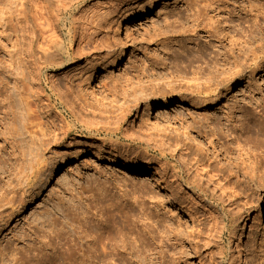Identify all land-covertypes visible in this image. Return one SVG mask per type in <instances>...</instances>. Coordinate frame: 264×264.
I'll return each mask as SVG.
<instances>
[{
  "label": "rangeland",
  "instance_id": "374dc122",
  "mask_svg": "<svg viewBox=\"0 0 264 264\" xmlns=\"http://www.w3.org/2000/svg\"><path fill=\"white\" fill-rule=\"evenodd\" d=\"M20 2L0 0L3 9L0 21L1 17L6 18L4 35L0 32V54L10 65L4 75L9 86L0 100L9 96L19 104L21 97L26 104L33 102L35 90L22 86L23 78L28 75L20 63L22 40L12 29L15 21L8 23L10 17H15ZM148 5V15L122 28L121 22L126 17H135ZM199 5L201 8L207 5L208 16L219 21L220 29L225 27L226 34L240 39H246L244 34L249 36L250 30L256 29L253 25L256 15H264V0H88L65 15L66 27L62 24L61 31L68 44L71 20L75 17L78 22L83 12H87L91 20L88 29L95 39L88 59L99 64L95 70L80 74L78 68L87 64L83 58L62 70L42 72L43 86L37 94L45 108L40 109L43 132L39 135L34 130L37 137L27 130L23 171L18 167L21 158L14 157L16 162L12 158L13 168L18 170L12 168L10 187L17 186L26 204L0 222V253L5 255L2 257L5 261L0 259V264L54 261L59 264L67 257L76 260L74 264H134V235L141 231L147 241V233L153 229L151 218L170 219L171 225H181L180 229L187 235L198 216L210 206L228 224L223 238L215 239L216 246L212 249L215 256H224L223 264H241L229 233L245 225L241 259L249 258L250 263L247 260L246 264H264V246L260 245L257 234L259 222H254L257 206L264 201V40L250 41L248 62L257 66L252 64L234 84L199 86V80L191 72L189 75L184 72V67L196 69L197 66L190 63L193 54L189 50L195 47L190 39L198 37L204 40L203 44L208 40L203 32H194L195 27L188 23ZM78 24L79 28L81 24ZM78 42L71 45L72 56ZM121 53L124 58L115 67ZM172 68L182 70L183 74H168ZM68 73L79 75L74 97L79 94V102L84 106L79 110L83 115L80 112L77 115L80 122L51 85V77L55 76L59 92L64 91ZM145 73L149 77H144ZM110 86H118L117 92L108 93ZM27 97L30 98L26 100ZM167 100V107H158ZM149 106H153L151 111ZM87 111L95 115L91 117ZM82 119L89 125L82 124ZM104 125L107 130L112 127L111 132L95 131ZM173 125L183 126L187 133L191 132L193 140ZM132 133L150 135L155 140L170 139L178 143V151L186 145L183 149H188L191 155L183 161L181 153L176 151L174 159H165L154 148L153 141L149 145L129 141ZM56 135L59 140L55 143ZM196 136L211 144L216 155L211 154V148L205 152L196 142ZM4 147L0 139V154ZM5 151L10 152V147ZM38 159L42 163L39 174ZM199 160L203 166L197 170L194 164ZM128 161L144 168L145 175H153L156 181L146 182L142 175L116 166ZM178 161H183L186 168ZM209 166L215 171L211 177L205 173ZM16 170L19 174L25 172L16 175ZM31 172L37 174L30 181ZM193 176L201 181L203 191L191 187ZM158 224L161 232L166 230L163 223ZM250 225L254 228L250 229ZM100 237L107 243L104 252L97 246ZM189 247L187 243L188 250ZM21 256H25L24 260L17 261ZM189 262L198 264L193 256Z\"/></svg>",
  "mask_w": 264,
  "mask_h": 264
},
{
  "label": "bare ground",
  "instance_id": "6f19581e",
  "mask_svg": "<svg viewBox=\"0 0 264 264\" xmlns=\"http://www.w3.org/2000/svg\"><path fill=\"white\" fill-rule=\"evenodd\" d=\"M87 1L88 0H21L19 8L16 11L15 17L12 16L14 19L10 17V20L8 21V23L15 21V25L12 26V29L15 30L16 33L17 32L19 33V36L22 40V48L20 50V54H21L20 56L22 60L20 61V63L22 62V64L28 70L27 77L23 78L24 80L21 82L22 86H30L33 90H35L33 94L35 98L33 102H28L26 104L23 102V98L21 100V97L19 104L17 103L15 104L14 102H12V98L9 99L10 98L9 96H8L9 98L8 97L6 99L2 98V100H0L1 103L0 108H3V111H1L0 109V114H2L0 116V129H3L2 132L0 131V139H2L5 144V147L2 148L4 149V152L0 154V222L5 221V218H9L10 216H12L13 213H15V209L17 207L20 206L22 207L26 204V200L24 196H19L20 191L16 189L17 186L12 188L10 187L13 182L12 181L13 178H11V176L13 175L12 168L14 163L12 162V158L13 159L14 157L15 158L20 157L21 159L23 158V155L26 151V149L24 148L25 147L24 138H25V134L28 132L27 131L28 129H30L29 133L32 132L31 135L36 134L37 136L38 132L34 130H38L39 133H41L39 135H42L43 132L42 128L44 125H42V121H41L42 112L40 109L44 110L45 108L43 105V101L41 102V100L39 99V95L37 94V91L40 86H43L42 78H41L43 70L44 69L51 71L62 70L63 68L70 67V65L74 64L75 63L74 60H77L78 62L79 60L84 58L87 63L86 66L78 68V71H80L79 73L82 74L86 70H88V72L95 70L96 66H98L97 64H99V62L97 64H93L91 63V60L88 59L90 54L88 53V51L91 50L89 48L95 42V39H94V33H90L88 29V23L91 20L87 12H83V17L78 18V20H80L78 21L79 24L77 20L74 19L75 17L71 20L70 28L67 34V38H68L67 40L70 46L64 42V39L62 37L61 26L63 24V26L66 27L65 15H67L73 7L86 3ZM2 10L3 9H0V15L3 13ZM194 10H193L194 11L193 15H191V17H189L188 15L189 17L188 23H192L191 26L195 27L194 32L197 33L198 30L199 32H203L207 36L206 38H208V40L206 43L203 44L201 42L204 40L202 39L201 41L200 38L197 39L198 37L194 39H190L195 43L194 49H191L192 51L189 50L193 54L191 55L192 60H190V63L191 65L197 64V66L195 67L196 69H192L193 66L191 68L184 67V69H186L184 72H186V74L188 75L191 72L193 78L195 77L194 79H196V81L199 80V86H230L237 81L241 73L245 72V70L251 69L252 64L257 66L256 63L248 62L249 53L251 52V50L249 49V45H250V41L253 39L256 41L258 40L259 42H263L264 15L262 16L256 15V17L253 19L254 20L253 25L256 29L250 30L249 36H246L244 34L246 39H240L230 34H226L225 27L220 29L219 21L218 20L213 21L214 17L208 16L207 5L202 6V8L201 7L196 8ZM149 13H150V8L148 5L146 9L141 11L135 17H126L121 22L122 28H124L132 20H139L142 17L148 15ZM5 20L6 18L1 17L0 32L3 35H4L3 21ZM77 24L78 25L81 24V26L78 28ZM233 33H235V31ZM193 36L196 35H192L191 37ZM76 40L79 41L78 47L75 55L72 56L71 45ZM261 47L263 48V46ZM253 57L256 58L255 56ZM64 58H66V60ZM95 58L97 59V57ZM123 58H124V53H121L115 62V67L122 62ZM8 68H10V65L6 63V61L0 54V86H2L0 88V97L2 96V93L8 89L9 86V83L4 79L6 77V76L4 77V75L6 74L7 70H9ZM173 70L172 71L170 70L171 72L169 71L170 73L168 72V74H172V72H175L176 74H183L182 70H178V69H175L174 71ZM97 75H98V70L95 72V77ZM140 75H138L137 78L139 77L141 78ZM147 75L146 73L143 74L144 77H149ZM78 76H79L78 74H76L75 76H71L70 73H68L65 76V87L63 89L64 91L62 92H59L58 86L56 84L55 76L51 77V85L53 86L54 91L55 92L57 91L59 97L65 101L66 105H69V109L71 113H73L75 116L77 115L79 116L80 113L82 114V112H80L79 110L82 111L84 109L82 103L79 102L80 100L79 94H77L78 97H74L75 96L74 93L76 91L75 84L78 83V82L76 83V79ZM22 77H24L23 74ZM117 87L110 86L107 88L108 89L107 92L108 93L115 92L116 89H118ZM127 87L131 88V86H127ZM146 88L149 89L148 87ZM187 89H189V86L186 87V90ZM171 90L172 92H175L174 88H171ZM133 91L136 93L135 89H133ZM142 93H147V91L142 90ZM152 93L155 94V91L152 90ZM126 94H127V90H126ZM113 95H116V93H114ZM29 96H32V94H30ZM29 98L30 97H27L26 100H28ZM10 103H12L13 105H11ZM168 105H169V101L167 100V101H163V103H160L158 107L165 108ZM48 106L49 105H47L46 107ZM148 108L150 110L153 108V106H149ZM78 112L80 113L78 114ZM88 113L90 114V116L95 115L91 111H89ZM78 116L76 118L80 122ZM83 120L84 119H82V121ZM82 121H81L82 124L83 123L86 124L87 122L86 120H84V122ZM87 125H89V123H87L86 126ZM173 126L176 127L179 132L184 133L185 135L189 136L190 139L193 140V138L190 135L191 132L190 134L187 133L186 132L187 130L183 126L181 125L180 126L173 125ZM31 128L33 129V131H31ZM111 128L112 127H110V129ZM110 129L107 130L104 125L102 129H95V131L111 132ZM116 130H118V126ZM64 132H66V130L63 131V133ZM262 135L264 136V133ZM128 138L129 141L133 143L137 142L140 143L141 145H146V144L149 145L153 141L155 143L154 148L158 151H161L165 159H167L168 157L174 159L175 157L174 154L176 151L177 153H181L180 160L183 161H184V157L191 155V152H187L188 149H186L187 151L183 149L186 145L180 147L178 151L177 150L178 143L173 142L172 140L167 138L160 137L157 138L158 140H155L150 135L137 136V134L135 133H132L131 136ZM53 140H54L53 142L55 143L58 142L59 140L58 136L57 135L54 136ZM195 140L200 144V146L204 149L205 152L207 151V149L211 148L212 151L211 154L213 156L216 155L215 150L211 147V144L207 143V141L202 139L200 136H196ZM8 146L10 147V152L5 151V149ZM41 157L42 156H40V158ZM21 159H19L20 163L18 164V167L23 168L24 166L23 164H25V162L23 159H22L23 161ZM13 161L16 162L18 160L14 159ZM183 161L181 162L178 161V162L181 163V165L184 168H186V165H184ZM40 162L41 160L36 162L37 167H39L37 169L38 174L42 170V168H40V165L42 163ZM16 164L17 163H15V165ZM194 165L197 166V170H199V167L201 168V166H203L201 160L196 161ZM116 166L120 167L125 172L135 175H142L143 180L146 182L156 181V178L153 175H145L143 171L144 168L134 163H131L130 161H128V164L121 163V164H117ZM18 167L13 169H17ZM208 169H209L208 171H205L206 175L210 177L213 176L212 174L215 172L214 169L211 168L210 166L208 167ZM23 170L24 168L22 169V171ZM22 171L21 173L24 174L25 171L24 172ZM186 171H187L186 172L187 175H189L190 174L189 170L186 169ZM17 173L15 174L16 175L21 174V173L19 174V172ZM36 174L37 172H31L30 181L35 177ZM193 179L194 181L192 182L191 187L196 188L198 191L202 190L201 188L203 185L201 181L195 176H193ZM24 194L25 193H23V195ZM9 195L12 196L10 197ZM198 199H199V195H198ZM257 208H258L257 209L258 213L254 222H256V224L257 221L259 222L260 231L258 230L257 233L258 240L260 242V245L264 246V201H261L259 206H257ZM9 210L11 211V213L7 214ZM166 219L163 218L160 221L158 220L154 221L151 218L152 221L151 225H153V229L151 232L147 233L148 234L147 241L145 240L141 231L135 233L133 239L134 264H194L189 262L191 256L197 259L198 264H223L224 256L222 257L221 254L218 255L219 257L215 256V253L212 251V249L214 248V246H216L215 239L223 238L225 231L228 230V224L225 223L223 218L217 215L216 211L212 209L211 206L208 210L203 212V215L198 216L196 224L194 225L192 230L187 233V235H185V232L182 229H180L181 225L178 224H177L178 226L176 224L171 225L170 221H168L170 219L167 220ZM159 222L164 224V229L166 230H164L163 232H161V230L159 229L160 227L158 228ZM247 223L250 224L251 221L249 222L247 221ZM252 228H254V226L250 225V229ZM244 230H245V225L240 227V229L238 230L233 229L229 233V239L231 240L232 243H235V249H237L238 257H240L241 264H246L247 260L248 262L250 260L248 257H247L248 259L245 258V261L241 259V255L243 254L241 240L243 237ZM96 241L98 248L99 247L102 248V252H104L107 247V243L103 240V237L98 238ZM187 243H189L190 245L189 250L187 249ZM0 254H1L0 256L1 262L5 261V259H3L5 255H3L2 252ZM19 254L22 255L23 253L22 254L19 253ZM19 254L17 253L18 256ZM263 254H264V250H263ZM244 256L246 257V255ZM21 257H19L20 260L18 259L17 261L21 262L22 260H24V257L23 258ZM64 259H65L64 262L66 264H74L73 262L76 261L74 259L73 261H71L72 259H70L69 257ZM39 260L42 261V259ZM86 261H88V258ZM56 263L58 262L56 261ZM231 264L233 263L231 262Z\"/></svg>",
  "mask_w": 264,
  "mask_h": 264
}]
</instances>
